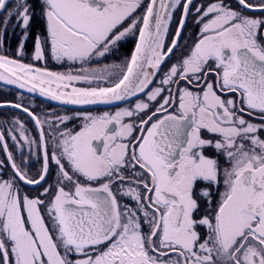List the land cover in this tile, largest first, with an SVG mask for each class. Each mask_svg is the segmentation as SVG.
I'll list each match as a JSON object with an SVG mask.
<instances>
[{
  "label": "snow or ice",
  "instance_id": "obj_1",
  "mask_svg": "<svg viewBox=\"0 0 264 264\" xmlns=\"http://www.w3.org/2000/svg\"><path fill=\"white\" fill-rule=\"evenodd\" d=\"M0 83V264H264V0H0Z\"/></svg>",
  "mask_w": 264,
  "mask_h": 264
},
{
  "label": "trees",
  "instance_id": "obj_2",
  "mask_svg": "<svg viewBox=\"0 0 264 264\" xmlns=\"http://www.w3.org/2000/svg\"><path fill=\"white\" fill-rule=\"evenodd\" d=\"M4 92H5V90L2 89V88H0V99L3 98V96H4V94H5ZM9 98H11V96H9Z\"/></svg>",
  "mask_w": 264,
  "mask_h": 264
},
{
  "label": "flooded vegetation",
  "instance_id": "obj_3",
  "mask_svg": "<svg viewBox=\"0 0 264 264\" xmlns=\"http://www.w3.org/2000/svg\"><path fill=\"white\" fill-rule=\"evenodd\" d=\"M13 43H15V40H13ZM28 47L30 48L31 47V42H29V44H28ZM0 88H2V89H4L5 90V92L4 93H6L7 92V90L4 88V87H1L0 86ZM10 96V95H9ZM37 102H39V100H37ZM4 111H6V110H4Z\"/></svg>",
  "mask_w": 264,
  "mask_h": 264
},
{
  "label": "water",
  "instance_id": "obj_4",
  "mask_svg": "<svg viewBox=\"0 0 264 264\" xmlns=\"http://www.w3.org/2000/svg\"><path fill=\"white\" fill-rule=\"evenodd\" d=\"M0 86H1V87H4V86L2 85V83H0ZM5 110H6V109H5Z\"/></svg>",
  "mask_w": 264,
  "mask_h": 264
}]
</instances>
